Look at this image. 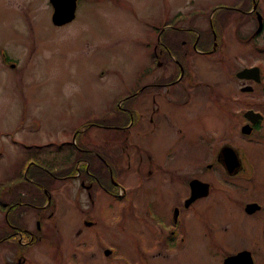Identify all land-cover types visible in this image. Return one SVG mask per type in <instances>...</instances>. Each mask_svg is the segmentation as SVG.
Returning <instances> with one entry per match:
<instances>
[{"label": "flooded vegetation", "instance_id": "af4514ba", "mask_svg": "<svg viewBox=\"0 0 264 264\" xmlns=\"http://www.w3.org/2000/svg\"><path fill=\"white\" fill-rule=\"evenodd\" d=\"M199 9L202 12L180 24L169 21L148 27L157 35L155 41L146 35L143 51L150 60L149 71L137 79L133 93L120 97L99 121L83 128L85 134L94 127L117 130L115 144L84 134L69 151L68 173L73 174L48 176L37 169L38 180L16 190L7 187L4 205L8 209L3 214L7 222L0 223V248L16 245L17 264H30V260L40 264L34 261L33 250L45 239L54 243L51 264L81 262L76 252L63 262L65 237L58 229L50 235L42 228L58 210L55 182L70 181L67 178H71L70 190L79 199L85 197L90 208L104 192L111 197L108 207L122 205L117 210L120 217L114 219H122L123 202L132 201L133 260L121 253L120 231L115 232L114 242L96 229L77 231V244L98 249L109 260L199 264L197 258L203 256L209 264H226L228 258L242 255L236 264H264V171L256 158L264 146V0H217ZM0 52L2 62L12 66L9 54L4 49ZM202 61L220 69L221 89L215 88L219 79L209 80L211 75L202 72ZM251 67L259 68L253 77L238 75ZM146 78L149 81L140 85ZM202 97L212 102H195ZM188 115H209L210 133L185 123ZM218 119L223 121L221 132ZM170 136L175 137L174 144L165 149L147 143ZM42 177L51 180V191ZM38 187L47 202L23 209V204L33 205V196L40 197ZM32 210L34 224L26 221ZM87 214L85 225L92 227L93 215ZM9 237L17 238L19 244L11 243Z\"/></svg>", "mask_w": 264, "mask_h": 264}, {"label": "rangeland", "instance_id": "374dc122", "mask_svg": "<svg viewBox=\"0 0 264 264\" xmlns=\"http://www.w3.org/2000/svg\"><path fill=\"white\" fill-rule=\"evenodd\" d=\"M215 1L79 0L74 21L56 26L52 23L50 0H0V51L4 49L16 63L15 66L4 64L0 56V182L6 180L8 188L13 187L19 181L16 172L25 159L52 162L51 166H45L54 175L73 174L68 173L72 157L69 151L84 136L83 128L99 121L120 97L133 93L137 79L149 71L150 60L143 51L144 44L146 35L154 41L157 35L155 30L149 32L148 27L163 26L169 21L180 24L182 19L202 12L200 6ZM201 65L205 72L201 71L211 75L209 80H220L219 68L208 61H202ZM148 81L149 78L142 79L140 85ZM215 88H222L221 80ZM233 89L239 90L236 83ZM200 100L212 102L203 97L195 102ZM184 122L201 133H210L212 127L209 115L192 118L188 115ZM218 126L221 132L223 121L220 119ZM170 130L171 134L175 132L173 128ZM117 133L114 129L94 127L85 135L115 144L113 139ZM174 141L175 137L170 136V139L147 140V143L165 149ZM256 158L264 171V146ZM70 181L56 180L54 195L58 210L55 219H45L43 226L44 230L51 231L50 235L58 233V229L65 237L67 249L63 250L62 261H69V254L76 252L80 256L79 264H128L125 258L109 260L98 249L83 248L77 244V231L96 229L109 242H114L115 232L120 231L121 253L133 260L131 233L136 223L132 201L123 202L122 219H114V216L120 217L117 210L122 205L114 203L113 208L108 207L111 197L104 192L95 207L90 208L85 197L80 195V200L75 190H70ZM87 212L93 215L89 219L90 223L94 222L92 227L85 225ZM35 213L32 210L26 215L30 224H34ZM3 217L0 211V223ZM53 246L51 239L43 240L33 250L34 261L51 264ZM18 251L12 244L7 249L1 247L0 264H17ZM99 255L104 258L101 260ZM197 262L209 264L203 256Z\"/></svg>", "mask_w": 264, "mask_h": 264}, {"label": "trees", "instance_id": "16d2710c", "mask_svg": "<svg viewBox=\"0 0 264 264\" xmlns=\"http://www.w3.org/2000/svg\"><path fill=\"white\" fill-rule=\"evenodd\" d=\"M51 163L52 162H47L45 160H37L35 162H31V160H29V161L25 160L23 162V165L20 167V169L17 168L19 170H17L16 174L20 177L19 181L15 182L13 187H11V189L16 190V188H19L20 185L29 184L33 180H38V177L36 176L37 175L36 170L39 169V170L43 171L46 169H50V168L46 167L45 164L46 165L48 164L51 166ZM25 173H26V176H25ZM61 174H62L61 172L57 173V175H61ZM42 179H43L44 186L46 188H48L49 191H51L52 190V186H50L51 180H48L45 177H42ZM7 187L8 186H7L6 180L0 182V211H2L4 214H6L7 209H8V207H6V205H4V195H5L4 193L7 189ZM38 188L40 190V197L33 196L30 199V201L33 203V205L23 204V209L36 208L34 204L37 203V204L43 205L44 203L47 202V195L44 193L43 189H41L40 187H38ZM25 195L20 192V196L25 197ZM36 198H37V200H35ZM41 198H42V200L40 201ZM50 208H51V206L49 208L45 209V211L50 209ZM12 209L13 208H11V210L8 212V216L10 218V221H11V219H13ZM43 215H44V213H43ZM4 220L6 221V218ZM41 220H43V216L41 217ZM8 239L11 241V243L19 244L17 238L9 237Z\"/></svg>", "mask_w": 264, "mask_h": 264}, {"label": "water", "instance_id": "95a60500", "mask_svg": "<svg viewBox=\"0 0 264 264\" xmlns=\"http://www.w3.org/2000/svg\"><path fill=\"white\" fill-rule=\"evenodd\" d=\"M53 7L54 12L52 15L53 23L57 26H63L76 17V10L78 5V0H50ZM258 67L247 68L244 71L240 72L238 75L240 77H253L252 72L258 71ZM248 90V88H246ZM242 258L243 256L231 257L226 260V264H236V262Z\"/></svg>", "mask_w": 264, "mask_h": 264}]
</instances>
